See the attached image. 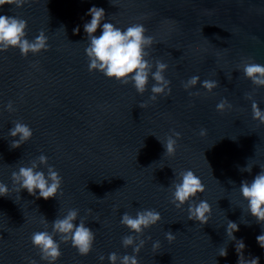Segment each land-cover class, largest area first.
<instances>
[{
  "label": "water",
  "instance_id": "water-1",
  "mask_svg": "<svg viewBox=\"0 0 264 264\" xmlns=\"http://www.w3.org/2000/svg\"><path fill=\"white\" fill-rule=\"evenodd\" d=\"M92 5L103 7L121 28L144 24L154 37L148 59L168 64L170 93L141 106L150 91L141 94L131 83L88 70L83 24ZM0 14L23 17L28 38L43 29L50 44L27 56L16 47L0 50V181L11 188L12 170L41 152L63 177L58 197L45 200L26 190L0 196V264H48L31 234L45 229L44 217L51 231L50 222L69 208L95 231L94 247L81 256L70 241L61 242L56 264H109V252L130 253L121 243L130 230L120 214L139 208L162 215L141 235L146 243L139 264H237L236 240L225 231L228 219L239 225L234 235L246 245L244 256L264 264L256 240L264 225L247 212L239 193L240 182L264 166V123L252 118L246 95L264 109V86L242 71L244 63L264 64V0H27L20 7L0 6ZM77 25L80 31L73 32ZM192 75L218 85L208 91L198 82L185 89L182 82ZM221 98L232 107L218 111ZM9 100L13 112L4 108ZM15 120L28 124L33 136L11 148L7 133ZM172 130L180 133L175 153L163 155L157 137ZM248 162L252 171H240ZM188 168L206 186L197 194L211 205L206 224L188 219L186 205L170 202L173 169ZM153 240L160 241L155 250ZM220 247L227 248L226 256L218 255Z\"/></svg>",
  "mask_w": 264,
  "mask_h": 264
},
{
  "label": "clouds",
  "instance_id": "clouds-1",
  "mask_svg": "<svg viewBox=\"0 0 264 264\" xmlns=\"http://www.w3.org/2000/svg\"><path fill=\"white\" fill-rule=\"evenodd\" d=\"M26 2L27 0H0V6L15 4L20 7ZM86 14L90 16V19L83 24L87 39L84 52L88 58L87 67L90 72L99 71L106 77L114 78L121 83H131L141 94L150 91L148 100L141 101V106H146L148 101H155L158 98L157 94L171 92L170 80L165 76L168 64L160 59L155 60L154 63L148 59V49L154 43V37L147 34L144 24L132 23L121 28L106 17L103 7L97 5L90 6ZM98 29L99 34H97ZM26 30L27 20L23 17L0 14V50L16 47L21 55L27 56L30 52L36 54L50 47L48 36L43 29L31 39L28 38ZM79 31L80 26L77 25L73 32ZM242 71L254 85L264 86V64L244 63ZM198 82L208 91H212L218 85V81L201 80L198 75L188 77L182 84L185 89H190ZM246 95L251 100L252 118L264 123V109L255 99H252L251 93ZM215 107L218 111H223L231 108L232 105L227 98H221ZM4 108L9 112L16 110L12 100H9ZM204 132L205 129L201 128L200 134L203 135ZM7 136L11 138L10 147L17 148L31 139L33 130L21 120H15L12 122V127L8 129ZM179 136L180 133L175 130H172L171 134L166 135L164 139L156 136L165 150L163 155H174L177 146L176 138ZM48 159V156L41 152L27 164H20L14 168L11 172L12 187L0 181V196H7L13 190L18 194L26 190L32 196L45 200L58 197V193L62 192L63 177L55 165L48 163ZM252 166L248 162L240 168V171L251 172ZM259 167L261 170L250 181L244 179L240 182L239 193L246 201L247 212L255 218L257 223L264 225V166L259 165ZM173 172L174 179L167 186L170 202L177 208L186 205L188 219L206 224L211 215V205L197 195L203 193L206 187L201 178L191 168L178 172L173 169ZM229 182L235 183L231 180ZM161 219V212L156 208H139L134 215L127 211L121 213L120 223L130 230L129 234L122 237L121 243L125 248L131 247V252L123 254L109 252L107 255L109 264H139L138 253L146 243L141 235L145 229L156 225ZM41 223L45 225V229L33 232L30 239L33 246L38 248L40 258L48 264H56L62 255L61 242L70 241L81 256H86L93 250L95 231L85 223V217L80 216L78 209L69 208L63 215L52 220L51 231L47 230L49 221L46 217L42 218ZM238 230L239 225L228 219L225 231L228 237L236 240L237 264H260L258 256L250 258L244 256L243 249L246 245L243 239H237L234 235ZM164 235L169 241L174 238L171 230L165 231ZM148 239L151 237L149 236ZM256 240L260 247L264 248V231L256 236ZM159 245V240L152 241L154 250ZM218 255L226 256L227 248L220 247ZM98 259L103 262L105 256L100 254ZM30 264H36V262L30 261Z\"/></svg>",
  "mask_w": 264,
  "mask_h": 264
}]
</instances>
